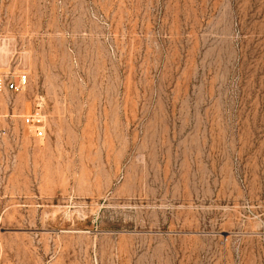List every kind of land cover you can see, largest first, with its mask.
I'll return each instance as SVG.
<instances>
[{
  "label": "rangeland",
  "instance_id": "374dc122",
  "mask_svg": "<svg viewBox=\"0 0 264 264\" xmlns=\"http://www.w3.org/2000/svg\"><path fill=\"white\" fill-rule=\"evenodd\" d=\"M22 75L0 264H264V0H0Z\"/></svg>",
  "mask_w": 264,
  "mask_h": 264
},
{
  "label": "built area",
  "instance_id": "2783aa9c",
  "mask_svg": "<svg viewBox=\"0 0 264 264\" xmlns=\"http://www.w3.org/2000/svg\"><path fill=\"white\" fill-rule=\"evenodd\" d=\"M26 84V76L22 75L16 79V81L9 80L5 84L0 81V92L3 89L6 90H17L21 89ZM41 102L36 104V111H39ZM24 124L28 127L33 128L34 136L38 139L43 138L44 136V126L41 120V117L38 113L29 114L23 120Z\"/></svg>",
  "mask_w": 264,
  "mask_h": 264
}]
</instances>
